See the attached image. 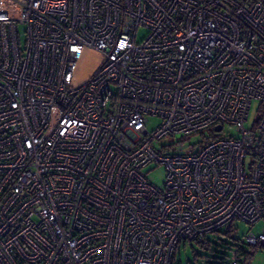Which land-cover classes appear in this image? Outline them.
I'll return each instance as SVG.
<instances>
[{
  "label": "built area",
  "instance_id": "built-area-1",
  "mask_svg": "<svg viewBox=\"0 0 264 264\" xmlns=\"http://www.w3.org/2000/svg\"><path fill=\"white\" fill-rule=\"evenodd\" d=\"M236 221L264 222V0H0V264H173Z\"/></svg>",
  "mask_w": 264,
  "mask_h": 264
},
{
  "label": "rangeland",
  "instance_id": "rangeland-1",
  "mask_svg": "<svg viewBox=\"0 0 264 264\" xmlns=\"http://www.w3.org/2000/svg\"><path fill=\"white\" fill-rule=\"evenodd\" d=\"M146 30L144 28H140L137 31L136 39L140 40L143 37L146 36ZM259 102L257 100H253L251 102L250 110L248 113L247 120L245 121V126L247 128H251L255 120L257 119L259 115ZM159 119L156 117H149V121L147 122L146 126L149 130H153ZM226 133L230 134H236V130L230 126L225 125L223 128V132H221V135H225ZM202 139V137L198 134H193L186 138L183 142L179 144H171V141L169 138H162L160 140V144L169 145V149L171 151L177 152V153H184V152H191L196 148V144ZM142 173L145 175L147 180L156 185L157 187H162L165 176H166V170L163 165L161 164H148L147 166L142 168ZM235 228V231H233V237L236 239H239L240 242L237 246H232L230 249H217V247H214V252H218V250L225 256L227 259L226 262H223L222 264H229V261L231 258H233L236 255V251L238 249V246H241L242 248L246 249L247 251L251 252V255L249 256V259L246 264H264V246H256L252 250L251 247L247 246L244 242V237L248 232H253L255 234H258L262 227H264V222L259 221L255 225H248L243 222H234L231 226ZM221 231H224L225 228H221ZM208 238H212V235L209 234ZM192 246V247H191ZM198 252V255L194 258L193 254L194 252ZM214 252H211L209 250H204L202 248H199L197 244L194 242L190 244H186L185 246L182 245V243L179 245V248L176 252V262L180 264H218V260L213 258V255H215ZM220 255V254H218ZM237 259L243 260V256H237Z\"/></svg>",
  "mask_w": 264,
  "mask_h": 264
},
{
  "label": "trees",
  "instance_id": "trees-1",
  "mask_svg": "<svg viewBox=\"0 0 264 264\" xmlns=\"http://www.w3.org/2000/svg\"><path fill=\"white\" fill-rule=\"evenodd\" d=\"M212 136H215V135H211V137ZM232 225H233V223L229 224L227 226H224V228H225L224 231H221L220 230L221 228H220V229L212 232L211 233L212 238H208V236H207L204 243H199V242H194V243L197 244L199 246V248H202L204 250H209L211 252H214L213 251L214 247H217V249L220 250V249H230V247H232V246H237L238 243L240 242V240L233 237V231H235V228L231 227ZM244 242H245V240H244ZM191 243L192 242H182V245H184V246L186 244L191 245ZM245 244L247 246H249L246 242H245ZM249 247H251L250 249L252 250L256 246H249ZM178 248H177V250H178ZM219 250H218V252H214L215 255H213V258L218 260V262H217L218 264H222L223 262H226L227 259L225 258V256L223 254H221V252ZM176 252L173 256V264H180L179 262L178 263L176 262ZM193 252H194L193 256L195 258L196 255H198V252H195V251H193ZM218 254H220V255H218ZM239 255L243 256V260H241L242 264H246L248 259H249V256L251 255V252L247 251L246 249L242 248L241 246H238V249L236 251V255L233 258H237V256H239ZM230 261H229V264H230Z\"/></svg>",
  "mask_w": 264,
  "mask_h": 264
},
{
  "label": "water",
  "instance_id": "water-1",
  "mask_svg": "<svg viewBox=\"0 0 264 264\" xmlns=\"http://www.w3.org/2000/svg\"><path fill=\"white\" fill-rule=\"evenodd\" d=\"M220 129H221V126H220V125H217V126L214 128L215 131H219Z\"/></svg>",
  "mask_w": 264,
  "mask_h": 264
}]
</instances>
